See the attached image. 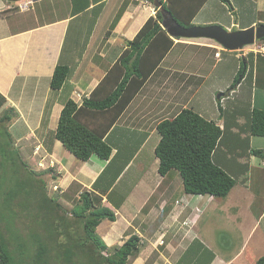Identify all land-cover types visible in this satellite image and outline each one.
<instances>
[{"label":"crops","instance_id":"crops-1","mask_svg":"<svg viewBox=\"0 0 264 264\" xmlns=\"http://www.w3.org/2000/svg\"><path fill=\"white\" fill-rule=\"evenodd\" d=\"M174 1L186 6L196 2ZM226 1L206 0L191 26L218 25L239 31L264 25L260 19L264 16V0ZM246 1L254 5V15L247 14ZM227 3L230 9L225 7ZM156 12L148 0H0V114L13 109L8 114L16 117L7 122L8 134L16 139L26 163L46 168L42 172L47 170L50 176L53 173L51 184L59 195L79 200L87 192L113 211L115 221L103 220L96 228L107 247H120L131 237L137 239L138 252L127 264H254L264 257V200L259 207L254 204L257 199L251 205L240 203L246 200L241 199L246 193L239 192L248 190L245 181H239L240 188L236 191L234 185L227 195L239 192L237 201L227 196L220 201L186 194L182 181L178 184L177 172L164 176L158 173L154 150L160 140L157 125L188 108L222 130L213 153L217 166L231 177L245 178L255 169L264 176V161L261 168L251 157L255 137L248 134L253 109L264 110V96L257 99L255 61L249 58L259 52L264 58V41L224 55L211 40L172 39L170 50L106 134L104 139L112 149L107 160L92 156L86 162L77 161L54 138L66 101L79 106L123 56L128 55L124 60L127 67L137 64L135 57H143L142 51L129 59L134 52L128 42ZM243 12L253 17L238 23L246 19ZM218 50L220 58L214 56ZM225 62L231 65L228 74H232L225 82L228 96L218 98L215 90L216 101L212 96L210 105H204L203 87ZM240 63L244 73L232 83ZM58 65L69 68V74L63 86L54 91L50 81ZM249 81L250 87H244ZM260 82L259 87L264 88V77ZM110 87L109 82L103 90ZM106 90L97 96H105ZM182 91L186 92L185 100L177 107L176 98ZM148 145L153 154L145 164L141 155ZM218 150L225 158L215 157ZM226 150L237 155L235 160L226 163V158H233ZM233 163L239 166L240 174L235 175V168L230 174L228 167ZM214 237L221 238L220 245Z\"/></svg>","mask_w":264,"mask_h":264},{"label":"trees","instance_id":"trees-1","mask_svg":"<svg viewBox=\"0 0 264 264\" xmlns=\"http://www.w3.org/2000/svg\"><path fill=\"white\" fill-rule=\"evenodd\" d=\"M205 1L196 0L192 2L195 3L192 6L175 3L174 0H165L162 4L181 26L189 27ZM156 11L155 16L146 21L133 41L128 42L134 52L129 59L143 51L140 55L142 58L134 59L137 64L127 67L124 60L128 55L123 56L108 71L88 99H83L79 106L72 100L64 103L54 138L77 161L86 162L92 156L102 160L109 159L112 149L104 139L106 134L172 47L173 40L161 27L162 17L157 9ZM142 65L143 68H140ZM119 70L123 72L120 73ZM68 73L67 67L56 66L50 81L51 90H59ZM243 73L244 70L240 74ZM109 82L111 87L109 90L105 89V96L98 97V94L105 91L103 86ZM9 112H13V109L4 111L0 117L1 123L10 122L16 117L13 113L8 114ZM156 131L160 140L154 154L159 161L158 173L161 176L172 171L177 172L184 192L189 195L213 198H225L228 195L235 181L213 161V153L222 135V130L214 122L206 120L192 109L185 108L173 119L160 122ZM249 134L264 138V110L253 109ZM251 152L264 158L263 151ZM21 164L24 166V162ZM26 183L31 188L26 197H22L19 187L14 191L6 183L3 188L0 187V264H127L128 259L137 254L135 237L129 238L120 247L105 245L96 233V228L103 220L115 221V215L113 211L97 203L90 193L83 192L76 206L65 208L64 212L73 217L68 220L65 215H60L59 210L64 207L59 202L52 203L45 197L39 203L36 201V193L31 194L34 192L33 186L45 189L42 181L34 178ZM16 204L20 208L18 212L26 215L25 220L31 221L26 233L32 240L30 249L35 250L32 256H24L29 248L20 253L11 249L15 245L12 239H16L18 232L15 229L20 230L16 225ZM32 212H36V217L31 219ZM36 218L42 220H34ZM37 233L43 234L45 238L34 239ZM21 245L20 247H25L24 244ZM254 264H264V257L258 258Z\"/></svg>","mask_w":264,"mask_h":264},{"label":"rangeland","instance_id":"rangeland-1","mask_svg":"<svg viewBox=\"0 0 264 264\" xmlns=\"http://www.w3.org/2000/svg\"><path fill=\"white\" fill-rule=\"evenodd\" d=\"M227 4L229 7L228 6H225V7L227 9H230L231 6L229 5V3H227ZM12 5H14V4H12ZM223 5H225V4L223 3ZM244 7H245L247 14L254 15V13H253L254 5L251 4L250 1H246ZM61 11H63V10H61ZM218 12L221 14L223 12V9L219 10ZM243 14L246 16V19L245 20L240 19V20H238V23L243 24L245 21L250 20L249 19L250 17H253V16H247L244 12H243ZM225 15H227V12H225ZM59 16H64V13H60ZM260 19L264 20V16H261ZM183 41L188 42V40H183ZM262 41H264V40H262V39L257 40V42H262ZM253 50L256 51L257 49L254 48ZM226 53H228V51L223 50V54L225 55ZM259 53L263 54V52H259ZM260 54H254V55L250 56V58H249V60H251L252 62L255 61V72H256V75L259 76L258 85H257L258 86L257 87V99H259L260 97L263 98V96H264V88L259 87V85L261 83L260 82L261 77H264V74L262 75V73L264 72V58H261ZM187 57H188V52L186 53L184 58H187ZM223 58L224 57H222V59ZM249 60H248V62H249ZM240 64H242V63H240ZM249 65H250V63H249ZM230 66L231 65H229L228 63L225 62V64H219V67H217L215 69V73L211 75V77H210L211 79L205 84V86L203 87L202 93H201V98L203 99L204 105L207 103H208V105H210V103H211L210 98L212 96H213V100L216 101V96L219 93H221L224 96V98L226 96H228L227 93H229V91H227V90H228L229 86L226 88L225 82H229V81H227V80H229L228 76H232V74L231 75H229L230 73L228 74V68ZM232 67L235 69L234 65H232ZM241 68H243V64H242ZM68 70H69V68H68ZM240 70L241 71L239 72L237 77H234V81H232V83L233 82L237 83L240 80V75H241L240 73L243 71V69H240ZM218 86H222V87L217 89ZM245 86L250 87V81H249V83H244V87ZM215 90L217 92H215ZM214 92L216 93V96H214ZM230 92H231V90H230ZM185 93H184V91H182L179 94V96L176 98L177 107H180L182 105L183 100H185L184 99ZM250 94H252V93L250 92ZM228 99H230V98H228ZM186 100H188V95H187ZM228 103H230V102H228ZM256 106H257V108L260 107L257 103H256ZM1 115L2 114H0V117H1ZM9 125H10V123H7V122L1 123L0 122V180H1L0 181V187L3 188L5 183L8 185V188L12 191L16 190V188L19 187L21 190L20 194L22 195V197H26L27 193H29V190H31V188L26 183V181L34 180V178L38 179L40 182L42 181L44 183L45 189L43 190V188H41L40 186H37L36 188L33 186L34 192H32L31 194L36 193V197H37L36 201H39V203H42L43 200H41V199H44L45 197H47V199L50 200V202H52V203L56 204V201L59 202L64 207V209L59 210L60 215H65L68 218V220H72L73 217L70 216L69 213L66 214L64 211H65V208H69V207L71 208V207L76 206V204L78 203L77 197H75L74 199H71L68 197L67 194L59 195V190L57 189V187L56 186L54 187V185L51 184L54 182L53 181V177H54L53 173L50 176V173H48L47 170H46V173L42 172L46 168H43L41 170L40 168L37 167V164L26 163L25 158L23 156L24 152L22 150H21L22 153L19 151L18 145L16 144V139L13 138V136L11 137L10 134H8L7 128L9 127ZM248 134H249V132H248ZM254 139L255 140H254V143L252 145L253 150L256 149L257 151H263V149H264V138L263 137H255ZM152 154H153V152L151 149H149V145H148L147 148L144 150V152L141 155V159L143 160V163L147 164L149 162V157L152 156ZM226 154L228 156L233 157V158H226V163H228L229 161H231L233 159L235 160V158L237 157V155H235V153H229V151H227ZM217 155L219 157L222 156L225 158L224 154H221L219 150L216 153L215 157H217ZM144 156L146 158H144ZM251 157L256 158V162L260 163V165H258V166L262 168L263 165L261 162L264 161L263 156H256V155L252 154ZM249 158H250V155L247 156V160ZM213 161L215 163L214 159H213ZM21 162H24V166H23V164H21ZM2 164L4 166H2ZM141 164L142 163H140V166H141ZM13 166H14V168H13ZM234 168L236 169L235 175L237 173L240 174L239 166L236 167L234 163L228 167L230 174L231 175L233 174V171H231V170H233ZM236 176H237V178L234 179V177H236ZM236 176H232V178L236 182L234 189L237 191V189L240 188L239 181H245L246 185L248 186V190H249L248 191L247 189H243V188L240 189V191H239L240 193H243V192L246 193V194L241 196V199L243 197H245L244 199H246V200H244L240 203L251 205L252 202H254V200L257 199V201H255L254 204H257L258 207L260 205H262V201L264 200V199H262L263 194H264V176L260 172H258L257 169H255V171L253 172V174H251V176H247L245 178H242L241 175H236ZM178 181H179L178 184L181 185L180 176L178 178ZM16 183H17V185H16ZM5 191H3V192L5 193ZM239 192H236V193H239ZM229 193H231V191ZM236 193H233L232 196H227V199L232 197L235 201H237V194ZM0 196H2V195H0ZM249 196H254L255 198L252 199V197H249ZM218 200L221 201L222 199L218 198ZM70 201H72V203H74V204H70V206H69ZM23 202H21V203H23ZM39 203H37V204H39ZM30 207H32V206H30ZM14 209L16 212H18L20 208L16 204ZM25 216H26L25 214L18 212L17 219H16V223H17L16 225H17V227H20V230H18L17 228L15 229L18 232L16 233L17 234L16 239H12V242H13V244L15 243V245L11 246V249L13 248L14 250L18 251V253H20V251H24V250H26V248H29V249H27L29 251L25 252V254H24V256L27 257V254L32 256V253L34 254L35 250L30 249V247H31L30 244H31L32 240L28 238L29 236H27L26 232H28V227H29V225H31V221L30 220L26 221ZM35 217H36V212H32L31 219L35 218ZM41 218H39V219L36 218L34 220L39 221V220H42ZM215 227L217 228V225L214 226V230H215ZM36 238L43 240L45 237L43 234L37 233L35 235L34 239H36ZM214 238L216 239V242L218 243V245H220L221 244V238L220 239L217 237H214ZM208 239L210 241H212V237H209ZM60 240L63 241V239H60ZM21 244H24L25 247H20V246H22ZM103 254L105 255V252H103ZM242 259H244V258H242Z\"/></svg>","mask_w":264,"mask_h":264},{"label":"water","instance_id":"water-1","mask_svg":"<svg viewBox=\"0 0 264 264\" xmlns=\"http://www.w3.org/2000/svg\"><path fill=\"white\" fill-rule=\"evenodd\" d=\"M18 2L21 0H9ZM161 14V27L173 39H207L216 42L227 51H239L244 47L255 45L257 40L264 39V25L245 30L230 31L218 25L181 26L168 12L160 0H150ZM222 94H218V98Z\"/></svg>","mask_w":264,"mask_h":264},{"label":"clouds","instance_id":"clouds-1","mask_svg":"<svg viewBox=\"0 0 264 264\" xmlns=\"http://www.w3.org/2000/svg\"><path fill=\"white\" fill-rule=\"evenodd\" d=\"M151 2V1H150ZM152 3V2H151ZM161 3H162V1H161ZM173 39V38H172ZM176 40H178V39H176ZM180 40V39H179ZM183 40V39H182ZM215 44H217L216 42H215ZM218 45V44H217ZM221 49H223L220 45H218ZM251 46H254V45H251ZM223 50H225V49H223ZM240 51V50H239ZM217 52H219L220 53V50H218ZM221 54V53H220ZM214 56H215V54H214ZM220 58V57H219Z\"/></svg>","mask_w":264,"mask_h":264},{"label":"built area","instance_id":"built-area-1","mask_svg":"<svg viewBox=\"0 0 264 264\" xmlns=\"http://www.w3.org/2000/svg\"><path fill=\"white\" fill-rule=\"evenodd\" d=\"M28 3H30V2H27L26 4H28ZM25 6V5H24ZM215 57H217V58H219L220 57V53L219 52H216L215 53ZM162 243V242H161Z\"/></svg>","mask_w":264,"mask_h":264},{"label":"flooded vegetation","instance_id":"flooded-vegetation-1","mask_svg":"<svg viewBox=\"0 0 264 264\" xmlns=\"http://www.w3.org/2000/svg\"><path fill=\"white\" fill-rule=\"evenodd\" d=\"M245 48V47H244ZM242 50V49H241Z\"/></svg>","mask_w":264,"mask_h":264}]
</instances>
